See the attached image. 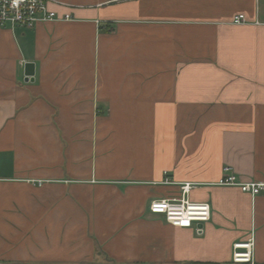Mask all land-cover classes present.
Returning a JSON list of instances; mask_svg holds the SVG:
<instances>
[{"label": "crops", "instance_id": "1", "mask_svg": "<svg viewBox=\"0 0 264 264\" xmlns=\"http://www.w3.org/2000/svg\"><path fill=\"white\" fill-rule=\"evenodd\" d=\"M49 9L72 20L0 28V263L229 264L253 236L264 264V195L218 185L264 183V0ZM182 184L208 223L150 212Z\"/></svg>", "mask_w": 264, "mask_h": 264}, {"label": "built area", "instance_id": "2", "mask_svg": "<svg viewBox=\"0 0 264 264\" xmlns=\"http://www.w3.org/2000/svg\"><path fill=\"white\" fill-rule=\"evenodd\" d=\"M50 0H0V28L34 29L40 23L60 22L72 20L70 15L60 17L49 9ZM247 20L244 15L235 17L233 24L243 25ZM225 175L218 182L219 186L237 187L242 193L255 198L264 195V183L241 182L233 173L231 167H225ZM39 186L43 182H37ZM166 185L173 183L167 177ZM192 184H182L181 198L156 200L150 204V212L162 215L166 222L176 228L190 229L199 223H208L211 220V207L206 203H194L188 199ZM202 230L199 229L198 232ZM5 264V263H0ZM113 264V263H107ZM229 264H256L255 262V240L252 236L245 242L233 245L231 262Z\"/></svg>", "mask_w": 264, "mask_h": 264}, {"label": "water", "instance_id": "3", "mask_svg": "<svg viewBox=\"0 0 264 264\" xmlns=\"http://www.w3.org/2000/svg\"><path fill=\"white\" fill-rule=\"evenodd\" d=\"M25 76H26V82H29V81L33 82L34 81V76H35L34 65H32V64L26 65Z\"/></svg>", "mask_w": 264, "mask_h": 264}]
</instances>
